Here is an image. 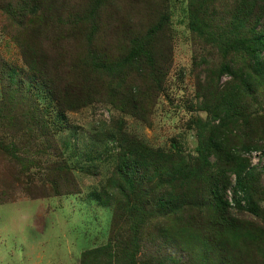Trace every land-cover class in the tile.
<instances>
[{
    "label": "rangeland",
    "instance_id": "374dc122",
    "mask_svg": "<svg viewBox=\"0 0 264 264\" xmlns=\"http://www.w3.org/2000/svg\"><path fill=\"white\" fill-rule=\"evenodd\" d=\"M20 1L0 0V74L8 67L15 69L23 81L20 111L37 107L47 127L34 124L18 130L13 113L0 112V264H80L84 252L105 244L111 233L114 203L104 195L115 192L109 179L116 162L117 136L125 132L154 150L178 152L194 161L199 141L193 121L207 118L199 107L198 85L207 82L216 59L189 31L187 0H107L101 28L91 40L96 49L107 59H120L129 50L131 34L137 36L154 26L158 12L165 10L169 30L162 29L166 38L170 34L171 63L158 92L151 91L149 79L131 73L122 83L123 95L113 96L108 85L100 87L94 101L83 103L78 87L86 76L81 56L89 51L91 31L69 19L89 0H57L45 18L43 32H31L30 21L23 40L12 30L16 28L9 22L13 13L5 8L10 4L15 15ZM55 23L57 35L51 38ZM22 41L24 51L19 46ZM28 48L35 50L36 63L40 61L36 70L24 59ZM51 50L60 62L36 57ZM234 67H243L241 59ZM49 71L58 77L51 83L40 74L50 76ZM9 87L0 75V101L6 100ZM130 88L134 104L127 99ZM242 102L248 116L264 118V83L253 100ZM135 105L144 119L132 112ZM13 112L18 115L17 109ZM225 143L237 148L247 170L252 169L254 184L264 188V146L240 152L242 141L234 133ZM233 163L222 164L219 181L227 185L223 192L220 186L212 189L199 182L185 190L183 215L174 214L172 208L155 210L142 229L141 250L132 261L155 264L161 259L173 264L181 255L178 264H264V219L238 209L230 199L236 180ZM256 200L264 212V196ZM231 225L240 226L237 238L223 227ZM246 229L253 238L246 239ZM109 260L114 261L101 257L98 264Z\"/></svg>",
    "mask_w": 264,
    "mask_h": 264
},
{
    "label": "trees",
    "instance_id": "16d2710c",
    "mask_svg": "<svg viewBox=\"0 0 264 264\" xmlns=\"http://www.w3.org/2000/svg\"><path fill=\"white\" fill-rule=\"evenodd\" d=\"M161 2L165 3L164 0ZM55 4L57 5V0H21L19 12L15 15L11 5L7 4L6 13H13L9 22L16 26L12 30L23 40L31 21L34 27L31 32L36 35L40 30L43 32L45 18ZM87 4L89 5L74 13V19H69V23L87 26L91 31L87 37L89 51L81 56V63L85 67L82 72L86 76L82 77L78 87L85 98L83 103L94 101L96 93L101 91L100 87L108 85L112 86L113 96L123 95L124 93H120L122 83L131 73L149 79L151 91L158 92L171 63L170 34L166 38L169 27L164 21L167 16L165 10L158 12L154 26L137 36L131 34L129 50L125 55L111 60L91 43L101 28L104 16L102 10L103 7L108 8L107 0H89ZM187 8L190 33L209 47L216 59L212 65L215 68L211 70L207 82L200 83L197 90L201 97L199 107L207 113L205 120L198 117L193 121L197 129L199 155L191 161L178 152L154 150L119 129L117 134L121 133L117 136L116 162L109 179V186L115 187V192L104 195L107 199L111 197L114 203L111 233L105 244L86 250L80 264H98L99 258L104 256L114 259L109 260L108 264H139L132 260L141 250L142 229L155 216V212L172 208L174 214L183 215L185 207L181 205L186 200L183 198L185 190L199 182H205L212 189L220 186L219 189L223 192L227 185H220L219 176L224 173L222 164L225 161H234L232 166H235L236 180L230 194L233 204L242 211L264 219V212L256 200V196H264V188L254 184L252 169L247 170L243 159L236 154L237 148L225 143L226 138L232 139L234 133L242 141L240 152L251 153L264 146V118L248 116L242 106L243 99L253 100V94L264 83V0H187ZM53 27L55 28L50 30L51 38L57 35L56 23ZM25 45V42H20L22 51ZM28 49L30 51L25 52L27 56L23 55L24 59L30 69L36 70L40 61L36 63L33 59L35 50ZM36 57L60 62L54 50L45 54L39 52ZM239 59L243 67H234ZM202 60L205 62L204 58ZM2 74L9 81L10 87L6 100L0 101V112L10 111V115L13 113L18 130L30 129L34 124H39L38 128L47 127L37 107L29 106L26 112L20 111V100L24 99L20 94L23 81L18 78L15 69L8 67ZM40 74L50 83L58 78L50 71L51 77ZM91 75L92 80L89 78ZM223 77H227L224 82L221 81ZM136 88L139 91V86ZM49 92L55 94L51 89ZM127 99L135 103L136 97L131 88ZM16 109L18 115L13 112ZM139 110L135 105L132 112L144 119V113ZM210 157H214V160H209ZM262 168L264 169V164ZM73 190L76 189L71 191ZM223 227L231 237L239 236V225ZM243 234L248 236L246 239L254 237L247 229ZM231 257L233 258L232 254ZM180 260L181 255L173 264H178ZM155 264L164 263L160 259Z\"/></svg>",
    "mask_w": 264,
    "mask_h": 264
}]
</instances>
